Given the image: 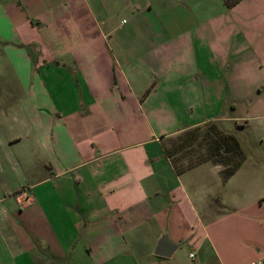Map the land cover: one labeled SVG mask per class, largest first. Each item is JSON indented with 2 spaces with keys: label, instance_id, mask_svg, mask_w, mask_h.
Returning a JSON list of instances; mask_svg holds the SVG:
<instances>
[{
  "label": "crops",
  "instance_id": "obj_1",
  "mask_svg": "<svg viewBox=\"0 0 264 264\" xmlns=\"http://www.w3.org/2000/svg\"><path fill=\"white\" fill-rule=\"evenodd\" d=\"M0 53V241L13 264L67 249L72 264L264 262L262 167L178 171L166 152L208 123L264 127V0H0ZM215 103L248 107L216 117ZM163 234L180 244L171 256L155 253Z\"/></svg>",
  "mask_w": 264,
  "mask_h": 264
},
{
  "label": "rangeland",
  "instance_id": "obj_2",
  "mask_svg": "<svg viewBox=\"0 0 264 264\" xmlns=\"http://www.w3.org/2000/svg\"><path fill=\"white\" fill-rule=\"evenodd\" d=\"M9 73V64L6 57L3 53H0V80L6 82L8 79H11L8 77ZM259 77L264 81V73H259ZM241 105L242 106H239V111H233L231 109H222L215 103L211 107V112L216 117H224L225 115L234 117L235 114L244 113L245 108L248 107L247 104ZM246 122V120H239L238 122L235 120H227L223 121L221 125L223 129L226 128L225 130L235 134L239 140H241L245 152L243 162H255L258 166H261L264 171V127H257L255 121L251 122L253 126H245L247 124ZM218 128L219 127L215 123H208L203 128H192L188 133L184 132L169 137L167 143L171 149L177 152L174 160L177 162L178 166L186 167L188 165H194L205 157L213 156V153L209 154V152L211 151L210 149L212 146L216 143V140L213 138V133L218 130ZM241 157L240 154L232 152L225 156H214L212 159H222L227 161L228 165L234 166L241 160ZM14 235L19 238L23 237V239L25 237V243L34 246V250L38 252L43 248L41 247V239L40 237H37V234L32 236H28L26 233ZM7 246L8 242L4 243L0 241V264H13ZM68 250L70 249H67L66 252L63 250V253L60 256L52 255L50 261L58 264L61 260L63 264H72L70 263V257H72V254L68 253ZM137 252L136 257L140 258V260L145 258L142 249L137 250Z\"/></svg>",
  "mask_w": 264,
  "mask_h": 264
},
{
  "label": "trees",
  "instance_id": "obj_3",
  "mask_svg": "<svg viewBox=\"0 0 264 264\" xmlns=\"http://www.w3.org/2000/svg\"><path fill=\"white\" fill-rule=\"evenodd\" d=\"M224 1L228 7H231V6L235 5L236 3H238L240 0H224ZM152 86L153 85H151L147 91L151 90ZM189 131H191V130H187L186 133H188ZM213 138L216 140V143L212 146V148L210 149L211 151L209 152V154L213 153V156L205 157L200 162L207 161V160H213L212 158L214 156H218V155L219 156H225V155L230 154L232 152L238 153L242 156L241 160L238 163H236L234 166L228 165V162L224 161L222 159L221 160L220 159L214 160V161H222L226 164V167L223 169L222 173H223L224 178H227V177L231 176L237 170V168L241 165V163L243 162L244 157H245L244 150L242 149V146H241L239 139L232 133L225 132V131L218 128V130H216L213 133ZM166 152H167L168 156L171 158L175 168L178 171L186 170V169L195 165L194 164V165H188L186 167H179L177 162H175V160H174V157H175L177 152L171 148H167ZM200 162H198V163H200Z\"/></svg>",
  "mask_w": 264,
  "mask_h": 264
},
{
  "label": "water",
  "instance_id": "obj_4",
  "mask_svg": "<svg viewBox=\"0 0 264 264\" xmlns=\"http://www.w3.org/2000/svg\"><path fill=\"white\" fill-rule=\"evenodd\" d=\"M179 245V243L173 242L168 234H163L158 241L155 253L162 256H171Z\"/></svg>",
  "mask_w": 264,
  "mask_h": 264
},
{
  "label": "built area",
  "instance_id": "obj_5",
  "mask_svg": "<svg viewBox=\"0 0 264 264\" xmlns=\"http://www.w3.org/2000/svg\"><path fill=\"white\" fill-rule=\"evenodd\" d=\"M251 264H264V262L261 260H256V261H253Z\"/></svg>",
  "mask_w": 264,
  "mask_h": 264
}]
</instances>
